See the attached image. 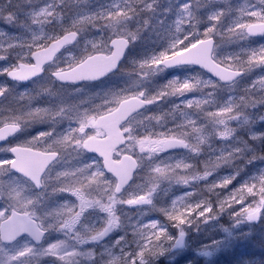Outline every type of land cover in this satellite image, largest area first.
<instances>
[{"label": "snow or ice", "instance_id": "snow-or-ice-1", "mask_svg": "<svg viewBox=\"0 0 264 264\" xmlns=\"http://www.w3.org/2000/svg\"><path fill=\"white\" fill-rule=\"evenodd\" d=\"M155 3L156 0H151V2L149 0H122L121 3L112 4L110 10L105 9L88 15L85 13L77 14L79 19L72 21L71 30L65 29L67 35L62 38L48 37V39H54L55 43L47 49L44 57L37 52L32 53L37 60V64L32 66L33 71L24 73L15 69H4L3 72L13 80L23 81L30 78L40 71L43 59H51L55 52L64 45L75 41L78 35L85 30V26L91 24L101 31L111 29L113 35L117 38L111 39L110 47L107 44L98 47L93 43L92 49L97 53L96 55H88L86 59H82L74 68H71L70 72L56 71L53 75L61 82H78L103 77L116 68L129 44L137 39L136 33L125 31L127 28L126 22L138 17L141 12H151ZM209 3L211 4V0H209ZM26 4L34 5L33 0H26ZM56 6L54 0L53 3L38 8H26L23 4L13 8L12 0H8L7 4L0 7V20H3L6 24H17L26 32L33 31L34 26H42L45 22L51 23L48 18L54 16ZM191 9L190 0L178 9L175 21L176 33H181V24L185 16L190 19L193 18ZM238 11L240 18H237L233 26L228 28L230 34L228 41L246 39L248 36L257 34L264 35V0H258L257 3H248L245 0V4ZM18 13L25 18L23 22H21ZM224 15L223 10H213L207 19L210 22H219ZM242 19L248 22H242ZM29 20L31 23H28ZM97 20H104L105 24L97 26L94 23ZM253 20L257 22H252ZM147 23L148 21H144L145 25ZM218 27L217 23H213L211 27L205 29L204 36L210 37ZM167 31L172 32L171 26L167 28ZM5 35L4 32L0 31V37ZM189 35H191V39H189ZM7 38L20 41L21 48L28 44L29 51H31V46L40 39L35 34L32 36L31 43L21 41L19 36H8ZM8 47L12 48L14 45L9 44ZM213 48V40L210 38L200 39L198 34H185L181 39L179 35L174 34L164 50L140 62L142 78L133 82V86H135L143 78L162 71L165 67L180 64H195L208 68L218 78V80L203 81L204 87L212 90L207 94L208 98L194 101L187 100L185 104L187 108L195 106L201 112L205 111L201 107L202 105L215 107L216 111H207L205 117L212 125L211 130L205 126L197 127L195 119L188 116L187 113H181L185 117L187 126H190L192 131L197 134L196 144L189 142L187 132L180 135H170L168 132H148L146 121L159 120V117L146 115L143 119H138L136 116H132V113L137 114L138 110L146 105L156 104L169 96L183 97L185 93L192 91L193 85L189 83L192 78H188L183 81L179 79L171 80L164 86V90L152 95H146L144 90L112 93L109 94L107 99L103 100L102 105H98L92 110L86 109L81 112L75 108L71 110L61 109L57 116L66 114L69 121L79 125L78 129L70 128L63 139L48 144L44 151L33 149L41 142L47 143L48 140H51L54 132H41L38 136L33 137L31 141H28L27 146H17L10 149L14 158L0 160V176H4L10 170H15L41 191L36 196H29L25 194L24 187L15 183L14 179H9L7 184L0 182V202H3V207H0V264H38L41 258H50L56 264H103L105 254L112 257L108 264H129L130 261L135 264L136 259L139 260V264H145L144 258L146 256H154L162 251L161 241H167L171 238L155 221L143 226H134V234L140 237L135 241L138 251L136 249L127 251L126 248L129 246L123 236L111 246V248H120V255L118 256L113 255L111 248L104 247V245L101 246L104 247V251L99 253L98 258L92 250L95 246L100 245V242L115 229L122 227L121 217L116 212L117 205L134 206L152 203L151 193L155 191V188L151 189L147 195H139L140 186L138 185L136 192L129 193V198L125 199L120 196L122 190L125 189V185L129 184L135 170L141 164L142 158L136 153V148H139V153L147 152L149 157L152 158V163L149 166L152 172L159 174V178L162 180H170L169 176L166 175L168 171H174L175 168L189 169L191 165L181 160L173 167L163 159L154 160V157L167 152L169 149L183 148L194 155H198L200 153L199 145L204 144L213 136L228 141L234 138L237 127L241 125H248L250 140L259 142L264 139V132H255L251 127L257 120L264 121V115H259L256 120L250 123L247 114V110L264 105V71H260L257 79L253 80L243 91L237 87L240 78L256 73L257 69H264V45H261L259 49L245 50L242 55L247 56V61L242 59L241 54H229L214 59ZM0 59H4V57H0ZM230 61L231 63H229ZM24 67L25 65H21V68ZM200 83L201 80L196 81V84ZM168 88L173 90L168 92ZM217 89L229 93L227 100L220 102L215 99ZM6 91V88L0 87V96L4 95ZM174 110H179V105H175ZM36 111L39 113L40 109ZM195 115L199 116V114ZM7 119L11 120L12 123H5V128L0 129V140L4 139L10 132H15L21 126L20 117L9 116ZM230 121H235L237 127H229ZM217 126H223V130H218ZM89 127L95 130V135H89L85 132V129ZM141 129L148 132V135L142 136L140 134ZM77 132L81 135H73ZM105 132L113 137L112 143L106 147L102 146L98 139ZM236 139L239 140V146L233 144L227 156L218 159H223L225 163H228L241 157L244 151L251 150L246 141ZM57 144L65 147L70 146L72 153L81 150L99 153L103 157V168L113 174L115 182L107 179L101 180L105 173L98 162L84 164L82 167L77 168L65 167L63 170L56 172L54 177L48 176L46 170L50 163L56 160L58 156L61 159L64 157L63 153L59 152L54 146ZM253 153L255 151L252 152L251 158L247 160L248 162L264 159V155L256 156ZM116 160L122 162L119 167L113 163ZM65 163H68V161ZM154 164L156 166L153 168L152 165ZM94 165L96 170L91 172L90 177H85V174ZM210 175L211 170H206L203 177L195 176L193 179H206ZM81 177L88 180L87 185L84 184ZM234 179L235 175L227 176L223 178L220 186L226 188ZM49 181H52L51 187H49ZM93 183L98 185L96 190L101 193V199L85 198L82 189L85 187L91 188ZM184 183H187V181L184 180ZM77 184L80 187H76ZM257 184L259 185L258 188ZM45 191L50 196L69 194L75 197L78 203H71V206H69V203L65 201L62 205L45 207L40 213H37L34 206L41 203ZM235 192L240 193V195L230 197L232 204H242L245 201L243 195L245 192L249 196L259 197L258 201L243 207L240 213H236V215L246 214L245 218L248 220L256 219L257 214L264 210V171L241 184ZM186 195L190 196L191 193ZM103 197H107V203L103 202ZM179 199H183V197ZM225 203L226 201L221 202V210L225 208ZM175 204L176 201H173V205ZM89 210H98L100 213L105 214L100 219L99 226L95 223L91 225L84 223L85 213ZM196 210H199L198 215L200 218H208L213 212L209 204L205 202L203 207L201 204H197L194 209L192 205H188L185 212L168 213V219L179 226L190 222V218ZM158 228L159 231H157ZM49 231L61 234L64 239L43 243L44 237ZM149 232H151V235H148ZM22 234H27L32 243L27 241L18 242L17 238ZM180 235L183 236V232ZM69 241H74V243L70 244ZM86 245H92L93 247L86 248Z\"/></svg>", "mask_w": 264, "mask_h": 264}, {"label": "rangeland", "instance_id": "rangeland-1", "mask_svg": "<svg viewBox=\"0 0 264 264\" xmlns=\"http://www.w3.org/2000/svg\"><path fill=\"white\" fill-rule=\"evenodd\" d=\"M4 1L5 0H0V7H2L1 4ZM42 1H48V2L40 4V2H42ZM73 1L82 2L83 0H67L68 3L73 2ZM103 1L106 4L105 8L103 7V3H100V5H97L96 7L86 5L85 8L83 9V13H85L86 15L96 13L98 11H101L103 8H104L103 10L107 9L109 6H111L114 3H121L122 2V0H101V2H103ZM110 1H111V4H109ZM228 1H229V5L231 3H233L232 0H228ZM238 1L239 0H237V1L235 0L234 5ZM53 2H54V0H33L34 6L33 5H29V6L38 8V7H43L44 5H46L48 3H53ZM149 2H151V0H149ZM156 2L163 3L165 5V7H179L180 8V6L184 4L183 0H159V1L156 0ZM212 2H213V4H212ZM221 2L222 3L219 6L227 5V0H223ZM55 3L57 4V6H59L60 0H55ZM203 4H205V8H203V9L199 8L198 12H197L199 15V18H200V22L197 23L198 24L197 29L200 32H204L206 28L212 26L213 22L208 21V19H205V17H208V15L214 10L217 2H216V0H211V4H210L209 0H203ZM244 4H245V2H244ZM219 10H221V8ZM157 12H156V14H157ZM141 13H143V12H141ZM56 15L57 14H54V16H56ZM21 19L24 20L25 18L22 16ZM68 19H69V21H66L64 26L72 27V21L74 19L78 20L79 17H75V18L70 17ZM138 19H139V16L128 20L126 22L127 28L125 29V31L138 33L140 31V27L136 26L133 23L135 21L137 22ZM2 22L3 23L0 25V31H2L6 34L7 32L4 28V24H6V23L4 21H2ZM29 22L31 23L30 20H29ZM94 23L96 25L100 24L99 26H103L105 24V21L104 20H97ZM47 27H52V26H46V25H44L43 27L34 26V30H39L41 28H47ZM58 27L64 28L63 26H58ZM77 27H79V25H77ZM85 27H86L85 30L79 34V36H80L79 43L70 52V56H71L70 58L74 59V60L70 61V62H72V66L79 63L82 60V59H80L81 57L85 58L90 54L92 55V54L96 53L92 49L93 43H95L98 47H102L105 44H107V46H108V42L111 39L116 37L115 35H113L111 29H104V31H98L97 30L98 28L92 26L91 24H88ZM97 33H100L99 37L96 36ZM214 33H213V36H215ZM90 35H91V37H90ZM217 35L219 36V34H217ZM3 37H0V40ZM139 39H140V34H137V39L132 42L133 47L135 44L136 48H141V46L143 44L139 41ZM218 44L220 45L219 49L221 48V50L223 52H226L229 44L222 42L220 39L218 40ZM2 49H4V47L2 45H0V51ZM133 51H134V49H133ZM121 71L122 72H120V74H122V75L116 76L110 80L113 84H117V83H121V82L123 83L122 80H124L132 72V70L130 71L128 69H125V70L121 69ZM256 71H259V70L257 69ZM164 76H165L164 73L155 72V73L151 74L150 76L143 78V80L140 83L133 86V82L142 78V73H141L140 66H139L136 68V70L133 72V74L131 75V77L129 79H125V81H127V82H126V84H124L123 90L121 91V93L122 92H135V91L144 90L145 94L147 95L150 87L155 83L154 81L158 82V80H161L162 78H164ZM252 76H253V74L249 76V79H247V81H246L247 83H250L253 81ZM108 85H110V83ZM102 86H105V85H102ZM89 91L90 90L78 89L77 92L75 93L74 99L76 100L79 97V95H81L83 93H88ZM186 95H184V96L186 97ZM184 96L183 97L175 96V98H173V99H170V97H167L162 102L163 105L155 104V107H157L159 109V111H162L163 107H170L172 102H174V103L180 102V100H182L184 98ZM82 104H83V106H82ZM82 104L79 107H88L89 110L94 109L96 107L95 105H98V104H89L88 106H84L85 103H82ZM99 104L102 105V103H99ZM80 111H82V110H80ZM249 111H251V109H249ZM252 111H256V113H257L256 117L257 118L259 115H264V107L262 105L257 106L256 108H253ZM257 127H259V128L261 127V130H263L264 129V121H258L257 120ZM219 128H221V130H223V126H219ZM254 147L259 148V146L257 145V143L255 141L250 143L251 150H246V152L244 154V158L251 157ZM136 153L140 155L142 160L146 156L144 154L145 152L139 153L138 147L136 148ZM1 154L2 153H0V155ZM63 155H64V157L62 160H66V161L68 160V164H69L68 167H70V168L82 167L85 164V162L84 161L81 162L80 158L78 157V152L72 153L71 149L67 150ZM148 155H147V157H149ZM254 155L257 156V154H254ZM169 159H172L173 162H178L179 160H182L183 158L179 155L178 157H174V159L173 158H169ZM167 161H170V160H167ZM245 161L246 162H244V166H246L248 168V171L253 172V174L250 173V176L252 175L253 177H255V176L259 175L262 171H264V159H258V160L252 161V162H248L247 160H245ZM141 162H143V161H141ZM89 164H92V163H89ZM213 168H216V166H213ZM190 170H191L190 168L189 169L175 168L176 173L174 175H176L177 177L175 179H171L169 181L170 185H175L179 189L185 180V179H181V177L185 176V173L190 172ZM244 170H246V169H244ZM92 171H95V170L91 169L90 171H88L85 174V177H90ZM168 172L170 173V171H168ZM55 174H56V172H55ZM248 174H249V172H248ZM203 175H204V172L201 173L199 176L203 177ZM232 175H235V179L232 181V183H230L224 189L225 192L222 189V187L220 186L221 179L225 178V177H223V175H222V178H220V176H218L220 178V182H218V190L216 189V190H214V192H213V189L206 188V187H209L212 185V181H210L214 177V176H212V173L206 179H199V182L200 183L202 182L204 185L203 187L206 188L205 189L206 195H210V196L207 199L204 198L202 200L199 198V199H197L198 202H196V203L201 204V206L203 207V204L205 202H207L209 204V206L212 208V210L214 208H215V210H213L212 214L208 218H200L198 215L199 210H196L195 212H197V215L195 216L196 217L195 221L192 224L189 223L186 225L182 224L179 226H176V225L174 226V229H176L175 235H177L178 233H181V232L187 233L188 234V241L186 242L182 251L174 253V255H172L170 258L166 257L165 259H162L164 261L163 264H170V263H172V264H236L237 260H233L232 254H233L234 250H236V246L238 243L240 245H246V244L249 245L250 244V247L252 248V253H253L254 257H256L257 255H261L262 257H264V247H263L264 246V213L262 215V218L259 220V222H257L258 224L256 225V227L254 225H248L247 223H245L246 221L242 222V218L245 217V215H241V217H242L241 220H238V221L236 220V218L238 216H240V215H236V213H240V211L243 207H247V206L253 204L255 201H258L259 197L249 196L247 194V192L243 193V195L245 197V201L242 204L237 203L236 205L239 207H236L235 205L231 206L232 210L234 209V207H236V208L233 211H231L232 212L231 214L228 213L227 215H224V217H221L220 225L217 224V220H218L217 214H219V211L216 210L217 204H215V201H216V203L218 201L217 197L220 196L219 198H222L223 201H227L230 204L231 203L230 197H232L233 195L237 196L238 194H240V193H236L235 190L239 189L241 184H243V183L249 181L251 178H253V177H251V178H248L245 180H241L239 177L240 174H235V173H232L228 176H232ZM151 176H152V180H153V182H152L153 186L157 185L158 182L160 180H162L159 178V174H156L154 172H151ZM85 177H81V179H83L84 184L87 185L88 180ZM104 179H107V178H104ZM101 180H103V178H101ZM8 181H9L8 180V172H6L4 174V176H0V182L7 184ZM177 181H179V182H177ZM51 184H52V181H49V187H51ZM184 184L186 185L187 183H184ZM93 185L96 186L97 184L93 183L91 185L92 189L94 188ZM185 185H184V187H185ZM137 186H138V184H137ZM137 186H136L135 190H133V189L128 190L121 198H125V199L129 198V193L136 192ZM76 187H80V185L77 184ZM258 187H259V185L257 184V188ZM153 188L154 187H152L151 189H153ZM24 190H25V194L27 195L28 194L27 189L24 188ZM84 190H86V189L85 188L82 189V191L85 195V198L101 199V193L99 191L93 192V191L87 190V193H85ZM141 191H142V188L140 187L138 194H140ZM219 191L220 192L223 191L224 194L223 193L220 194ZM167 192L168 191H165L164 189L163 190L158 189V190L153 191L151 193L152 203H157V205L162 204L165 207H169L170 205H167L166 202H168L169 198L171 200V197L174 195H171L170 192L169 193H167ZM196 196L199 197V196H201V194L198 193ZM200 200H201V202H200ZM65 201H67L69 203V206H71V203H75V202L78 203V201H76V198L70 196L69 194H57V195H51L50 196L49 193L47 191H45L44 196L41 199V203L38 205H35L34 207H35V210L37 211V213H40L45 207H51V206L55 207L58 205H62ZM103 202L107 203V197H103ZM191 202H195V200L193 199ZM151 204L134 205V206L117 205L116 206V212H117V215H119L121 217L122 225H124L127 222V220L125 219L123 214H120L122 212L121 211L122 208H124L126 210H132L133 209L132 207L138 206L139 208L148 209L149 206H145V205H151ZM194 206H196V204H194ZM0 207H3V202H2V205H0ZM170 207L176 208V204L174 206H170ZM231 207L228 206V209L229 208L231 209ZM193 208L195 209V207H193ZM236 210H238V212ZM104 215L105 214L100 213L98 210H89L87 213H85L84 223L89 224V225L95 223L97 226H99L100 219ZM199 219H201V220H199ZM248 226H251V227H248ZM47 234H48L47 238L43 242L45 244L48 242H54L56 239H64V237L59 233H54L52 231H49ZM25 241H27L28 243H31L26 238L21 239V241H19V242L22 243ZM69 243L70 244L74 243V241H69ZM114 243H115L114 240H110V241H107V243H103V244L95 246V248H92V250L96 253V256L98 258L99 253L104 251V247L111 248V246ZM103 245H104V247H101ZM160 246H161V248L163 247L162 244ZM85 247L90 248L93 246L92 245H86ZM169 249H170V247L167 250H165V252L161 256V258L166 256L169 253V251H170ZM111 251H112L113 255H115V256L120 255V248H118V249L117 248H111ZM161 252L158 254H161ZM206 253H211V256L209 258H206L205 257ZM222 256L224 258H222ZM111 258H112L111 256L105 254L103 264H108V261ZM47 259H49V258H41V260L38 262V264H43L44 261ZM251 259H253V258H251ZM151 260H152V258L145 260L146 261L145 264L158 263L157 261L155 263H153V262H151ZM238 260H240V259H238ZM255 260H256V258H255ZM252 261H254V260H252ZM129 264H132V262L130 261ZM135 264H139L138 259H136Z\"/></svg>", "mask_w": 264, "mask_h": 264}, {"label": "flooded vegetation", "instance_id": "flooded-vegetation-1", "mask_svg": "<svg viewBox=\"0 0 264 264\" xmlns=\"http://www.w3.org/2000/svg\"><path fill=\"white\" fill-rule=\"evenodd\" d=\"M23 2H26V0H16L15 4H13V8L17 5H21ZM79 3L77 1L70 2L72 12H69L67 8V0H61V6L59 7L60 12L55 11V14L57 15L48 18V20L51 21L49 26L52 27L26 32L17 24H5V30L7 33L0 40V45L4 47V49L0 51V57H4V59H0V87L6 88L7 91L4 95L0 96V121H4L0 122V128L4 127L5 123H12L11 120L7 119L9 116L20 117L21 126L19 127L20 130L17 131L16 134L9 137L4 144L0 145V153H2L0 155V160L14 158L10 151L12 147L27 146V142L31 141L33 137L38 136L41 132H54V136L51 140H48L47 143L41 142L39 145L34 147L33 150L35 151H44L48 147V144H53L55 140L63 139V136L69 132L70 128L78 129L79 125L75 122L69 121L66 114L57 116V113H59L61 109L71 110L75 108L82 111L86 109L89 110L88 107H78V105H72L71 103L74 101L75 93L78 89L87 90V88H94V86H97L98 84H83L78 87L70 84L62 85L55 82L53 75L56 71H67L68 69L74 67L72 66V62H70L71 60H74L73 58H70V52L79 43L78 41L62 50L63 52L60 55H56L55 59H53L49 65L46 64L41 76L24 81H11L9 76L3 72L4 69L20 70L21 65H25L27 67L34 66V62L32 63V53L44 51V49H47L51 44L55 43L54 39H48V37L62 38L65 34H67L65 29L71 30V27L64 25L66 21H69L68 18L79 17L77 15L79 14ZM40 4H43V1L40 2ZM18 16L21 19L23 15L18 13ZM23 21L24 20L21 22ZM28 23L30 22L28 21ZM58 26H63L64 28ZM33 34L39 36L40 39L36 44L31 46V51L28 50V44H25L23 48H21L20 41L7 38L8 36H19L21 41H28L31 43ZM77 39L79 38L77 37ZM109 43L110 41L108 42V45ZM9 44L14 45V47H8ZM80 59L83 58L81 57ZM118 74L110 76L109 79L103 81V84L107 83L113 77L118 76ZM97 89L98 88H94V91L90 90L88 92L91 95L95 92L102 93L98 97L90 98V104L103 103V100L107 99L109 94L121 93L123 85L122 83L114 85L110 81V85L105 87L103 89L104 91L102 90L103 92H98L96 91ZM103 93L107 94L108 97H106ZM88 105L89 104L85 103L84 106ZM37 109H40L39 113H37ZM89 128H86L85 132L89 135H95V130L93 129L92 131ZM73 135L81 134L77 132L73 133ZM104 136L105 135H102L98 138L102 139ZM54 146L63 154L67 150L71 149L70 146L65 147L64 145L59 144ZM78 157L90 162L92 160H97L95 157H90L84 154L83 150L78 152ZM60 162L63 161L59 157L58 160L47 169L48 171L46 174L50 177H54L55 166ZM14 177L27 185L35 196L39 193L30 182L22 180L19 176L17 177L14 175Z\"/></svg>", "mask_w": 264, "mask_h": 264}, {"label": "trees", "instance_id": "trees-1", "mask_svg": "<svg viewBox=\"0 0 264 264\" xmlns=\"http://www.w3.org/2000/svg\"><path fill=\"white\" fill-rule=\"evenodd\" d=\"M221 1L223 0H216L217 4L214 8L215 11H220L219 9L221 8V10L224 11L225 15L221 17V21L219 22H215L219 25V27L214 31V34H219V37H222L224 41H226L227 38H230V34L228 33V28L233 26L234 21L237 18H240V13L238 11V9L244 5V0H239L237 3L234 2L235 0H232L233 3H231L229 5V1L227 0V5L225 6H219L221 5ZM237 1V0H236ZM185 3L188 2V0L184 1ZM248 3H255V0H247ZM190 3L192 5V15L193 18L187 20L188 17L185 16L183 23L181 24V33H176L175 32V28L172 29V32H168L167 29H163L162 31L158 30L155 32V34L157 36L160 37H165L163 38V44H165L168 40V37H171V39L173 38L174 34L175 35H179L181 39H183V36L185 34H198L200 39L204 38V34L200 31H197L196 29H194V26H197L198 22H200V18L198 15V7H199V3L195 2V1H191ZM202 7H205V5H203ZM177 10H174V15H171L170 18V22H167L168 26H172V21H173V25L175 24V21L177 19ZM162 21H160L161 23ZM242 22H248L245 19H242ZM252 22H257V21H252ZM221 33H223V35H221ZM189 39H191V35H189ZM237 47H235L234 50V55L235 54H241L248 49H259V47L261 45H264V40L258 39V40H248L244 42H240L237 43ZM153 50V49H152ZM152 50L148 49L145 47V50L143 52L144 55H150L152 54ZM156 54V52H153V55ZM158 54V53H157ZM242 59L244 61H247V56L246 55H242ZM143 59H139L136 58L134 59V61L136 62H141ZM231 63V61L229 62ZM179 73L182 75V78H192L190 79V84L193 85V89L192 91L188 92L190 95L194 96L192 99L194 100H204L207 97V94L212 91L210 88H205L204 86L198 87L197 86L199 84H196L197 80H203V77H201L200 73L197 71H192V70H185V71H179ZM164 80L162 81V83H154L150 89L149 92L147 93V95H152L155 94L158 91L164 90V86L168 84L169 81H171V78H168L167 76H165L163 78ZM172 89V88H170ZM170 89H167V91H169ZM219 91H222V89H217L216 93H215V99L217 101L223 102L224 100H227V94H222ZM223 95V96H222ZM162 101H159L158 105H163ZM186 102V101H185ZM185 102L182 103H178L176 105H179V110H174V106H170V107H163L162 111H159V109L157 107H154L150 110H147L146 113H144V115L140 118L143 119L144 116L146 115H151L153 117H159V120L156 119H152L151 121H146L147 124V128H148V132H168L170 135H180L184 132H187L189 134V142L196 144L197 143V134L194 133L192 131V128L190 126H187V124L185 123V117L181 115L182 112L187 113L188 116L192 117L193 119L196 120V126L197 127H201V126H205L207 127L209 130H211V123L209 120H207L206 117V112L207 111H216L215 107L211 106V105H202L201 107L205 109L204 112H201L200 109L195 108V106H193L192 108H187ZM195 114H199V116L197 117V115ZM229 127H233L236 128V122L235 121H231L229 123ZM218 130H221V128H219V126H217ZM147 130V129H145ZM143 132L145 133V135H148V132H145L143 130ZM260 132V131H259ZM243 132H241V130L237 127V131L234 134V139L237 140L236 138L241 139ZM221 139H219L218 136H213L210 140H207L204 144L199 145V147L201 149H203V154H199V155H194L192 160L193 162L197 165V167H201V169L203 170V172H205L206 170H212L211 168H213V166H216V168H213V172L215 173L216 176L213 177V186L212 189L214 190H218V182H220V178H222V175H226L224 172L226 171V173L230 172V169H225L223 167H219L216 165V163H219L222 161V159H218L220 157H226L228 151H230L232 149V140L229 139L228 141H225L226 145L223 146V144L221 142H223V140H221V142H219ZM244 140V139H242ZM246 141V140H244ZM237 142L239 143V140H237ZM259 145L261 148L264 147V139H261L259 141ZM244 153V152H243ZM196 156V157H195ZM234 161H236L241 167L244 164V159L243 156L234 159ZM191 168H194L191 165ZM228 171V172H227ZM191 172V171H190ZM190 172L185 173L186 175H189ZM229 175V173H228ZM220 176V178L218 177ZM226 177V176H223ZM223 180V178L221 179V181ZM168 185V184H166ZM215 185V186H214ZM167 189L168 186H163V189ZM217 193V192H216ZM218 201L215 204H217V211H219V214H217V218L221 219V217H223L225 214H227V206L224 205V209L221 210L220 209V204L221 202H223L222 198H219V196L217 197ZM188 198H185L183 200L182 205H180V209L176 210L175 212H185L186 208H187V202H188ZM237 207V206H236ZM234 207V209L236 208ZM215 210V209H214ZM175 212H169L168 210L154 205V210H153V214L155 215V218L159 219L160 217L162 219H168V213H175ZM238 212V211H237ZM170 221V220H169ZM144 225V221L138 220L137 225L136 226H143ZM167 235L172 238L173 236V230L170 229L168 230V232H166ZM148 235H151V232L148 233ZM123 237H125V240L128 244V248H126L127 251H131L133 249H136V243L135 241L140 239V237L134 233H128V234H122ZM155 238L153 237V240ZM162 243H164V247H167L170 244V240L161 241ZM145 243H147V241H145ZM264 247V246H263ZM137 251L139 249H136ZM150 256H146L144 259H149ZM257 264V263H255ZM258 264H264V260L260 261Z\"/></svg>", "mask_w": 264, "mask_h": 264}, {"label": "bare ground", "instance_id": "bare-ground-1", "mask_svg": "<svg viewBox=\"0 0 264 264\" xmlns=\"http://www.w3.org/2000/svg\"><path fill=\"white\" fill-rule=\"evenodd\" d=\"M191 1H195L199 4H201L202 6L205 5L203 4V0H191ZM8 0H5L1 6L3 7L5 4H7ZM16 0H13L12 3L15 4ZM86 4H83V3H79L78 5V8H79V14H82L83 13V9L85 8ZM160 12V14L162 15L161 16V26H159L157 24V19H158V15H156V12ZM173 11V9L169 8V7H165V5L161 2H156L155 5H154V8L151 12H143L139 15V19L138 21L136 22H133L136 26H139L140 27V31L136 34H140V39L139 41L147 48L149 49H154L156 54L159 53L160 51L164 50L170 40H171V37H168V40L165 44H163V38L165 37H160V36H157L155 34V32L157 31L156 28H158V30L162 31L163 29H167L169 26L167 25V22H170V15H171V12ZM187 20H189V18H187ZM144 21H148L147 25L144 24ZM171 28L174 29L176 27V25L174 24L173 25V21H172V24H171ZM198 25L197 26H194V29H197ZM221 40L222 42L224 43H228V47H227V50L226 52H223L220 48V57H225L229 54H233L234 53V48L237 47V43H240V42H244L247 41V38L246 39H232L231 41H228L230 38H227L226 41L223 40L222 37L218 38L217 39V42L218 40ZM222 67L224 65H221ZM259 71H256V73H253L254 75V78L253 80H256L257 79V76L260 74L259 72L260 71H264V69H258ZM166 76L168 78H171L172 80H175V79H179L181 80L182 79V75L177 72V71H168ZM252 83V82H251ZM257 88H258V85H257ZM170 89V88H168ZM173 89H170L169 91H172ZM243 91V90H241ZM91 94L90 93H83L81 95H79V97L71 103L72 105L76 104L78 105V107L82 104V103H89V100L91 98ZM183 102L187 101V100H190V99H182ZM65 105H68V104H65ZM83 105V104H82ZM264 107V105H262ZM253 109H251V111L247 110V114L249 115V121L251 123V121L253 120H256V111H252ZM252 127V130L255 131V132H259L260 128L257 127V121L255 124H252L251 125ZM238 128L241 130V132H243L242 136H241V139H244L246 140V142H250L252 143L253 141L249 139V136H248V125H241V126H238ZM140 134L143 136L145 135V133L143 132V129L140 130ZM232 140V145L233 144H236L237 146H239V143L237 142V140H235L234 138L231 139ZM221 142V141H220ZM223 144V146L226 145L225 142H221ZM257 145L259 146V148L257 147H254L253 148V151H255V153L253 154H257V156L259 155H264V147L261 148L260 145H259V142H256ZM203 149L200 148V153L199 154H203ZM198 154V155H199ZM164 157H162L161 159H163ZM221 158V157H220ZM251 157H247V159H249ZM66 161H63V162H60L58 163L56 166H55V172H58V171H61L63 170L65 167H68L69 164L68 163H65ZM188 164L192 165L195 169V171L198 173V174H201L203 173V170L201 169V167H197V165L193 162L192 158L189 157L188 159ZM217 166L219 167H223L225 169H230L231 171L229 172V175L232 174V172H234L235 174H240L239 177L241 180H245V179H248V178H251L253 176H250V173L248 174V171L247 169L244 170V164L243 166L241 167L236 161L232 160L228 163H225L224 160L222 159L221 162L219 163H216ZM244 170V171H243ZM243 171V172H242ZM222 189L224 190L225 187H222ZM214 192V190H213ZM225 192V190H224ZM224 192H220V194H224ZM214 194V193H213ZM219 195V194H218ZM220 197V196H219ZM260 213H264V210H261ZM244 243V242H243ZM173 249V247H172ZM175 253L177 252H180L178 249L174 250ZM262 257V256H261ZM232 258L233 260H237L236 264H248V258H246L245 256V253H244V248L238 243L237 246H236V250H234L233 254H232ZM264 258V257H262ZM240 259V260H238ZM162 261V259H161ZM160 261V262H161Z\"/></svg>", "mask_w": 264, "mask_h": 264}, {"label": "water", "instance_id": "water-1", "mask_svg": "<svg viewBox=\"0 0 264 264\" xmlns=\"http://www.w3.org/2000/svg\"><path fill=\"white\" fill-rule=\"evenodd\" d=\"M258 36H263L264 37V35H261V34H257V35H252V37H254V38H258ZM74 42V41H73ZM72 42V43H73ZM69 44H71V43H69ZM213 44H214V41H213ZM65 46V45H64ZM111 46V45H110ZM214 47H215V45H214ZM62 48V47H61ZM127 49H128V47H127ZM126 49V50H127ZM214 49V48H213ZM126 50H125V53H126ZM59 51H57V52H55L53 55H55L56 53H58ZM125 53L123 54V56H122V58L118 61V63H117V66H116V68H114V69H112L111 71H109L108 73H106L103 77H100V78H97V79H92V80H81V81H78V82H69V83H74V84H76V85H78V84H80V83H82V82H90V81H98L99 79H101V78H104V77H106V76H108V75H110V73H113V72H115V71H117V68H118V66L120 65V62L123 60V57H124V55H125ZM43 56H45V55H43ZM185 66H192V67H197V68H199L200 70H202L203 72H205V73H207L210 77H213L214 79H216V80H218V78L217 77H215L214 75H213V73L208 69V68H203V67H201V66H199V65H195V64H180V65H175V66H170V67H166V68H169V69H174V67H185ZM34 69H32L31 71H33ZM71 71V70H70ZM70 71H67V72H70ZM21 72H26V71H23V70H21ZM30 72V71H29ZM12 79V78H11ZM13 80V79H12ZM61 82V81H60ZM61 83H67V82H61ZM145 107L146 106H144L143 108H141V109H139L138 110V113L139 112H141V111H143L144 109H145ZM134 114H136V113H132V116L134 115ZM2 129H4V128H2ZM19 130V128H17V130L15 131V132H10L9 134H7L6 136H5V138L4 139H2V140H0V144L1 143H3L4 141H5V139L6 138H8V137H10L11 135H13V134H15L17 131ZM105 134L107 135V137L106 138H104V139H102V140H99V143L102 145V146H108V145H110L111 143H112V140H113V137L111 136V135H109L107 132H105ZM118 147H121V146H118ZM178 149H183V148H176V149H169V150H178ZM87 151V150H86ZM89 154H95L97 157H99V158H101L102 159V161H103V157H101L100 155H99V153H95V152H89V151H87ZM103 163H104V161H103ZM116 166H120L121 165V161L119 162V163H116V162H113ZM105 169V168H104ZM138 169V168H137ZM137 169L135 170V173H136V171H137ZM11 171H13V172H15L17 175L19 174V175H21L20 173H18V172H16L15 170H11ZM105 172L107 173V174H109V175H111L113 178H115L114 176H113V174L112 173H109L108 171H107V169H105ZM134 173V174H135ZM22 176V175H21ZM23 177V176H22ZM23 178H25V177H23ZM25 179H27V178H25ZM133 179V178H132ZM132 179L129 181V183L132 181ZM125 187H126V185H125ZM258 217H259V213L257 214V218L256 219H254V220H249V221H251V222H255L257 219H258ZM23 237H28L27 236V234H22L20 237H18L17 238V240H20L21 238H23ZM29 238V237H28ZM45 238V237H44ZM186 238V236L183 234V236H179L177 239V241L175 242V245H174V247H173V249L172 250H176V249H179V248H182V246L184 245V242H185V239ZM30 239V238H29Z\"/></svg>", "mask_w": 264, "mask_h": 264}]
</instances>
